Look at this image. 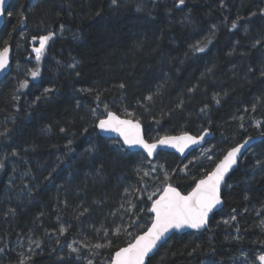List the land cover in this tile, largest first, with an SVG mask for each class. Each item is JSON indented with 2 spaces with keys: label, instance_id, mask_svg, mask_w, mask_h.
I'll return each mask as SVG.
<instances>
[{
  "label": "trees",
  "instance_id": "trees-1",
  "mask_svg": "<svg viewBox=\"0 0 264 264\" xmlns=\"http://www.w3.org/2000/svg\"><path fill=\"white\" fill-rule=\"evenodd\" d=\"M9 45L0 264H111L149 228L168 184L187 194L251 137L262 140L228 179L224 208L205 231L174 235L151 264H262L264 0H14L0 50ZM109 112L139 120L149 142L214 138L185 160L150 161L99 134Z\"/></svg>",
  "mask_w": 264,
  "mask_h": 264
},
{
  "label": "snow or ice",
  "instance_id": "snow-or-ice-1",
  "mask_svg": "<svg viewBox=\"0 0 264 264\" xmlns=\"http://www.w3.org/2000/svg\"><path fill=\"white\" fill-rule=\"evenodd\" d=\"M112 2L116 4L117 0H112ZM179 3L183 4L184 0H179ZM3 4L4 0H0V12L3 11ZM233 27H236L235 23H233ZM50 38L51 34L39 37L40 46L33 49L37 60L41 59ZM35 39L37 38L33 37V40ZM197 50L204 51L203 48H198ZM8 53L9 48L7 46L0 50V71H3L8 64ZM31 75L33 77L37 76L38 71H33ZM26 84L27 81L23 82L21 87L26 86ZM120 87L123 88L124 85H120ZM147 100L151 101L152 96H148ZM217 103H219V100H217ZM126 114L132 115V113ZM98 126L102 130L119 133L123 137L125 144L130 147L139 146L143 148L148 156H152L158 146H171L183 153L190 144H199L204 139V136L208 135L207 131L198 137L183 133L180 136H164L149 143L144 139L139 120L120 119L119 116L111 112L108 113L107 119L99 121ZM244 143L247 144L248 141ZM243 147L244 144H241L227 151L226 155L215 164L214 169L200 179L187 195L182 194L177 188L168 184L163 189V194L152 202L150 211L155 214V217L151 227L144 234L135 236L134 242H129L127 247L116 251L112 264H146V261L151 264L150 254L157 250L158 244L162 246V242L166 243V234L172 229H205L208 225L209 213L222 203L220 197L221 184L224 183L225 176L237 163L238 154H240ZM2 167L3 162L0 161V168ZM165 178H168V174H166ZM149 199H151V196H149ZM133 207L135 206L133 205ZM231 219L235 220V217L233 216ZM228 222L224 221V223ZM61 231H65V229H61ZM116 232L119 234L120 229L117 228ZM105 246L110 247L111 242L108 245H95L98 249ZM73 251H77V249H73ZM258 259L264 264V255H260ZM89 264H92V262L89 261Z\"/></svg>",
  "mask_w": 264,
  "mask_h": 264
},
{
  "label": "water",
  "instance_id": "water-1",
  "mask_svg": "<svg viewBox=\"0 0 264 264\" xmlns=\"http://www.w3.org/2000/svg\"><path fill=\"white\" fill-rule=\"evenodd\" d=\"M29 1H32V0H29ZM14 2V0H4V4H3V11L0 12V34H1V31L3 30L4 26H5V23H6V17H7V12H8V9L10 7V5ZM9 48V53H8V64L6 66V68L3 70V71H0V83H2L11 73L12 71V68H13V60H14V49H13V46L9 45L7 46ZM113 113V112H112ZM116 114V113H115ZM117 115V114H116ZM108 116V115H107ZM107 116L103 119H107ZM119 116V115H117ZM120 117V116H119ZM120 119H129V118H123V117H120ZM135 121V120H133ZM98 125H99V122H98ZM141 125V131L143 133V136H144V139L147 140L146 138V132H145V128L144 126L140 123ZM98 132L99 134L104 137V138H107V139H110V140H117L119 141L123 147L130 151V152H138V153H142L148 160L150 161H153L156 159V157L160 154V153H170V154H174L176 155L177 157H179L181 160H185L187 159L191 154H193L194 152H197L201 149H203L207 143L212 140L214 138V135L213 133H211L210 131H207L208 132V135L204 136V139L202 141H200L199 144H190L188 147L185 148V151L183 153L179 152L176 148H173L171 146H158V148L156 149V151L154 152V154L152 156H148L147 152L139 147V146H129L127 144H125L123 142V137L119 135V133L117 132H114V131H105V130H102L99 128L98 126ZM189 134V133H188ZM204 133L200 134V135H203ZM181 134L179 135H169V136H180ZM191 136H195V135H192V134H189ZM198 135V136H200ZM197 136V137H198ZM164 137V136H163ZM262 140V137H251L248 138L247 140L245 141H248L247 144H245L244 142L241 143V144H244V147L241 148V152L240 154H238V157H237V163L233 166V168L228 172V174L225 176V180H224V183L221 184V187H220V197H221V201L222 203L217 205L211 213H209V218H208V225L205 229H201V230H196V229H191V228H182V229H172L169 233L166 234V243L176 234H185V233H188V232H203L205 231L208 227H209V224H210V221L212 220V217L219 211H221L224 206H225V203H224V199H223V191L227 185V182H228V179L230 178L231 174L237 170V168L239 167V164L240 162L243 160V158L245 157V155L247 154V152L256 144L258 143L259 141ZM148 141V140H147ZM149 142V141H148ZM154 142V141H153ZM149 143H152V142H149ZM239 144V145H241ZM238 146V145H237ZM236 147V146H235ZM231 150V149H230ZM226 155V154H225ZM198 183V182H197ZM196 186V185H195ZM175 187V186H173ZM177 188V187H175ZM178 189V188H177ZM178 191H180L178 189ZM181 192V191H180ZM182 194H184L183 192H181ZM163 194V190L162 192L158 195V197L156 199H158L161 195ZM184 195H187V194H184ZM155 199V200H156ZM151 213V216L152 218L154 219L155 217V214ZM153 219H152V222H153ZM152 222L149 226V228L151 227L152 225ZM147 231V230H146ZM145 231V232H146ZM144 232V233H145ZM142 233V234H144ZM140 234V235H142ZM134 242V241H133ZM166 243H163L162 242V246H164ZM161 244H158L157 245V250H154V253L153 254H150V257L152 258L153 256H155V254L160 250V248L162 247ZM127 247V246H126ZM115 258V255L113 256V259L112 261L114 260ZM112 264V262H111ZM146 264H148V262L146 261Z\"/></svg>",
  "mask_w": 264,
  "mask_h": 264
}]
</instances>
